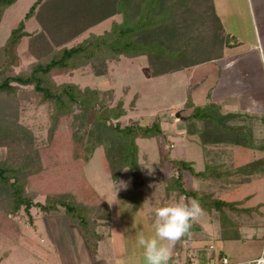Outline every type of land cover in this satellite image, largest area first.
Here are the masks:
<instances>
[{
	"label": "trees",
	"instance_id": "obj_1",
	"mask_svg": "<svg viewBox=\"0 0 264 264\" xmlns=\"http://www.w3.org/2000/svg\"><path fill=\"white\" fill-rule=\"evenodd\" d=\"M15 1L0 0V17L3 10ZM116 14L121 19L111 21L108 30L100 34L90 33L82 40L73 42L90 27ZM31 16L38 24L36 33L24 29V21ZM218 22L212 0H35L0 46V115L6 107V99L12 96L16 98L15 107L18 110L25 88L28 100L33 97L35 103L50 106L53 117L65 116L70 109L77 107L83 115L78 128L84 126L82 122L87 124L82 135L77 134V127L71 131L72 135L84 140L79 156L86 159L95 147L103 145L105 166L111 181L115 182L121 171L127 168L132 187L140 188L141 163L137 158L136 139H151L162 134L159 120L155 118L144 125L127 122L121 126L118 119L125 114V109L121 100L109 105L111 90L80 88L73 82L56 83L54 77L70 75L83 68H86V74L100 76L106 73L108 62L121 57L144 56L150 77L189 68L208 60L210 27L218 25ZM23 38L28 41L27 46L34 60L15 71L14 68L19 66L17 46ZM229 38L225 36L226 45L230 44ZM188 97L186 92L184 106L190 108V112L182 118L181 130L197 137L203 169L195 171L191 162L168 157L166 161L175 168L176 175L165 177L162 174L158 184L162 187V200L178 201L180 196L196 198L210 218L217 217L220 238H238L236 229L240 226L235 223L234 215L248 208L238 207L235 199L226 201L215 197L211 186L219 182L222 189V180L228 174L234 180L236 174L242 175L240 182L230 186L249 183L253 177L262 175L264 134L261 137L263 144H256L258 147L245 133L240 138L234 131L233 138H228L230 128L224 120L222 125L216 122L220 115L219 105L206 102L196 106ZM20 115L13 113L4 120L3 129L0 127L1 137L3 130L7 133L15 129L18 138L24 139L29 135L18 120ZM233 144L250 148L253 158L243 166L229 162L227 168H223V148ZM5 146L3 144L0 154ZM18 171L23 174L18 175ZM184 171L196 180L195 188H187L183 184ZM24 172L21 166L0 165V190L4 191L3 199H0L2 237L14 242L19 241L20 237L22 239L13 217L19 219L20 211H23L29 220V209L35 206L42 217H62L68 226L75 227L93 255L99 236L97 227L106 226L109 222L106 201L77 173L64 178L62 182L52 181L58 189L46 190L41 203L33 201L40 189L38 185L36 189L31 188L34 176L24 175ZM163 204L166 205L165 202ZM175 254L177 252L169 261L174 259Z\"/></svg>",
	"mask_w": 264,
	"mask_h": 264
},
{
	"label": "rangeland",
	"instance_id": "obj_2",
	"mask_svg": "<svg viewBox=\"0 0 264 264\" xmlns=\"http://www.w3.org/2000/svg\"><path fill=\"white\" fill-rule=\"evenodd\" d=\"M34 1L16 0L3 10L0 17V46L9 31L23 18L24 13ZM229 1L233 7L235 4V11L239 10L240 12L244 26L243 31L245 32L244 39L247 40L246 37L249 33L246 29V22L248 23V21L244 18L246 0ZM224 3L225 0H215L218 12H224ZM222 16L221 20L223 24L225 23V27L229 25V30L238 28L239 25L235 21L236 17L231 11ZM120 19L119 14L108 17L81 33L73 42L82 40L90 33L100 34L110 28L111 21H120ZM231 24H233L232 27ZM24 29L30 33L37 32L38 24L33 16L24 21ZM230 39L234 40L231 37ZM27 43L26 38H23L17 46L19 66L14 68L15 71L24 68L34 60ZM106 68V73L100 76L86 74L84 71L86 68H83V70H76L70 75L55 76L54 81L56 83L73 82L80 88L111 90L109 105H114L116 101L121 100L122 107L125 109V114L118 119L121 126L127 122H137L144 125L151 123L155 118L159 120V128L162 134L151 139H136L137 158L141 163L140 180L142 186L139 189L131 188L132 178L127 168L121 171L116 183L111 181L105 166L103 145L95 147L86 159L79 156L80 147L84 140L75 134H71V131H74L76 127L78 128L79 119L83 117L77 107L70 109L65 116L53 117L50 106L35 103L33 97L32 100H28L26 88V92L21 93L22 102L18 110L15 107L16 98L14 96L6 99V107L3 109V114L0 115V127L2 126L3 129L4 120H7L13 113L16 115L21 113L18 120L27 129L29 135L23 139L18 138L16 129L7 133L3 130L4 135L2 137L0 135V150L3 144L6 146L3 148V153L0 154V165L21 166L25 170L24 175L34 176L31 188L38 185L41 193L35 194L33 201L39 203L44 201L46 190L58 189L53 186L52 181L62 182L64 178L70 177L72 174H80L87 185L100 196L106 198L114 215H116L114 225L117 223L118 229L114 231V235L119 237L120 234H123L124 250L132 255L135 253L142 254V249L138 248L136 244V234L141 231L146 235L152 233L151 221H146L144 218L155 219V209L164 206V202L166 204L171 202V199L160 201L162 187L158 185L162 174L165 177L176 175L175 168L166 159L168 157L182 158L191 162L195 171L203 169L202 153L197 137L185 134L184 131L178 133V129L175 127V121L180 119L175 117V113H178L179 116L187 113L184 106L186 92L189 96L188 100L196 106L206 102H212L216 105L222 103L223 109L219 110V116L229 114L223 119L225 125L230 128L228 138H233L234 131L240 138L245 133L249 140L256 142L254 143L255 147H258L259 145L256 144H263L261 137L264 134V89L257 84L248 90V93L254 96L252 99L259 103L257 108L261 112H257L249 108L246 109L244 104L241 108V104H237L238 99L235 100L232 97H224L223 100L213 99L209 86L215 83L217 71L211 63H203L194 67L191 78L194 83L198 84L194 90L186 89L190 78L184 72L150 77L144 56L121 57L117 61L108 62ZM242 95L243 101L249 98L246 97L247 94L244 95V92ZM189 112L190 108L188 109ZM82 124L84 126L78 128L79 131H77L79 135H82V131L87 129V124L85 122ZM231 146L223 153V156L228 153L224 159L222 158L225 162L221 160L223 168H227L226 165L229 164L226 161L233 160L234 165L243 166L253 158L251 157L253 151L250 148L242 147L240 144ZM17 174L22 175L23 173L18 171ZM252 179V182L250 181L243 190L248 192L252 190L254 192L253 197L252 194L248 193L246 203L243 200L238 205L236 204L238 207L248 208V211L234 215V217L236 216L235 223L242 226L241 228L249 227V230L246 231V239L226 244L219 236L220 227L217 217L210 218L206 212H203V215L193 222L190 236L182 238L180 242L176 243L173 250V253L177 252L174 256L175 261L186 264H207L212 256L215 259L211 258V260L217 261L218 256L216 255H225L228 262L232 263L236 259L243 260L245 257L256 256L259 253L257 251L260 250L263 241V237L261 241L259 240V232L262 231L264 236V177L260 175ZM182 181L187 188L196 187V180L186 171L183 172ZM144 183L149 184L148 186L151 188ZM237 188L238 185L229 187L233 190L231 198L235 200H237ZM148 189H151L150 193ZM211 189L214 190L215 197H222L219 182L213 184ZM157 192L160 194L155 197L158 200L154 202L157 205L153 209L154 212L145 213V207L148 208L152 205L149 197ZM3 196L4 191L0 190V199H3ZM225 199L227 200V198ZM29 213V220L23 211H20L19 219L13 217V220L16 227H21L22 232L30 240L36 242L38 246L33 244L31 247L29 243L26 246L18 241L14 243V241L2 237L3 234L1 233L0 264L102 263L93 260L78 230L68 226L62 217L44 218L35 206L29 209ZM199 255L202 256L201 260H205L200 262ZM104 258L111 261L109 249L108 259Z\"/></svg>",
	"mask_w": 264,
	"mask_h": 264
},
{
	"label": "crops",
	"instance_id": "obj_3",
	"mask_svg": "<svg viewBox=\"0 0 264 264\" xmlns=\"http://www.w3.org/2000/svg\"><path fill=\"white\" fill-rule=\"evenodd\" d=\"M212 6H213L215 15L218 16L219 24L210 28V47H209L208 60L202 63L195 64L189 68H184L183 70L175 71L171 74H176L178 72H184L188 74V77L190 79H189V83L186 89L194 90L198 85L196 82L194 83L193 79L191 78V74L194 72L193 70L194 67H197L203 63L205 64L211 63L212 67L216 69L217 71L215 83L209 86L213 99H218V98L222 99L224 97H232V98H235V100L238 99L237 104L238 105L241 104V108H243L242 105L244 104L246 109L249 108L250 110H253V111L256 110L257 112L258 111L261 112V110H258L257 108L259 103L256 102V100L252 99L254 96H251V94L248 93V90L250 87L257 85V84L261 85L260 87L264 89V0H246V5H244V7H246V10H245L246 15H244V18L245 20L248 21V23L246 22V29H248V33H249L248 36L246 37L248 38L247 40L244 39L245 32L243 31V27H244L243 20L240 17L239 10L235 11V4L233 7V4H230L229 0H225L224 12L222 11L218 12L216 8L215 0H212ZM230 11L232 12L233 16L236 17L235 21L239 25L237 29L231 28L229 30L230 26L226 25L227 27H225V23L223 24L221 20V18L223 17L222 15H224V13H229ZM249 22H250V25H249ZM233 24H231V27ZM239 29H240V32H238ZM226 35L228 37L234 38V40L229 38V43H230L229 45L225 44ZM243 92H244V95L247 94L246 97H249L246 101H243V98H242ZM258 101H259V98H258ZM219 107H220V110L223 109L222 103H220ZM188 109L189 108H186L187 113H188ZM187 113H185L183 116H180L179 117L180 119H178V121H175V127L178 129L177 130L178 133L179 131H182L181 130L182 125H183L182 118L185 115H187ZM230 147L232 146L228 145L227 148L226 147L223 148V152L225 153V151L229 149ZM227 154L228 153L224 154L223 159L225 158ZM226 162H233V160L226 161ZM237 166H241V165H237ZM232 176L234 177V174ZM235 176H236L235 177L236 179L234 180L231 177H229V174H228L227 177H225L226 179L222 180L221 199L227 198V200L225 199L226 201L234 200L233 198H231V194H233V190L229 189V187H230V184L240 182V178L242 175L236 174ZM261 176L264 177V171ZM250 180L252 182L253 179H250ZM116 182L117 180L114 183ZM144 185L148 186L149 184L144 183ZM236 185H238V188L236 191V199L238 203L242 202L243 200L246 203V201L248 200L247 197L249 196V194H252V197H253L254 192L252 190L251 192H248L247 190H243L244 187L249 185V183L236 184ZM131 188L134 189L133 187ZM148 190L150 193L151 189H148ZM157 196H159V194ZM155 197H156V194H152L151 197H149L152 205H150L148 208L145 207L146 209L145 213L154 212L153 209H155L157 206L154 204V202L158 200V199H155ZM160 198H161L160 201L162 202L163 201L162 197ZM102 199L106 201V198L104 196L102 197ZM108 207H109L108 225L97 227L96 232L99 234V236L96 240V247H95L94 254L92 255L91 252L89 251L93 260H96L98 262L101 261L103 264H143L142 254L135 253L132 255V254H128L129 252H126L124 250L125 249L124 242H123L124 239H122L123 234H120L119 237L114 235L115 233L114 231H117L118 229L117 228L118 224L116 223V225H114L116 215H114V212L112 211L109 204H108ZM144 219L146 221L148 220L151 221V223L153 224L154 219L150 220L147 217H145ZM241 227L242 226L237 227L236 229V231L239 234L238 238H227V239L221 238V239L224 240L226 244H229V242H237L239 240L246 239V234H247L246 231L249 230L248 229L249 227L248 228L247 227L241 228ZM19 228H20L21 236H22V239L20 237L18 241L19 243H21L22 245H26V246H28V243H29L31 247L33 244L34 246H38L36 242H34L33 240H30L29 237L26 236L22 232L21 227ZM262 237H263V233L261 231L259 232L260 241ZM24 238H27L28 240L24 241L23 240ZM108 249H109V257L111 261L110 260L107 261L104 258L106 257V259H108L107 258ZM258 252L259 250L257 251V253ZM216 256L219 257L220 255H216ZM253 257L255 256H248V257H245L243 260L236 259L234 262L229 263V264H239ZM201 258L202 256L199 255L200 262L205 260V259L201 260ZM211 258L213 260L215 259L214 256H212ZM171 261H169V264H171L170 263Z\"/></svg>",
	"mask_w": 264,
	"mask_h": 264
},
{
	"label": "clouds",
	"instance_id": "obj_4",
	"mask_svg": "<svg viewBox=\"0 0 264 264\" xmlns=\"http://www.w3.org/2000/svg\"><path fill=\"white\" fill-rule=\"evenodd\" d=\"M198 199L180 196L178 201L155 209L152 233L136 234L137 247L142 249L143 264H169L177 242L190 236L194 221L203 215ZM248 264H264V254Z\"/></svg>",
	"mask_w": 264,
	"mask_h": 264
},
{
	"label": "built area",
	"instance_id": "obj_5",
	"mask_svg": "<svg viewBox=\"0 0 264 264\" xmlns=\"http://www.w3.org/2000/svg\"><path fill=\"white\" fill-rule=\"evenodd\" d=\"M261 254H264V236H263V241H262V245H261V248L259 250V253L255 257L247 259V260H245V261H243V262H241L239 264H248V262L250 260L259 258V256ZM190 256H191V254H190ZM170 263L171 264H186L184 262L183 263H178L177 261H175V259H172V261ZM207 264H229V262H228V260H227V258L225 256H219L217 261H213V260L210 259Z\"/></svg>",
	"mask_w": 264,
	"mask_h": 264
},
{
	"label": "water",
	"instance_id": "obj_6",
	"mask_svg": "<svg viewBox=\"0 0 264 264\" xmlns=\"http://www.w3.org/2000/svg\"><path fill=\"white\" fill-rule=\"evenodd\" d=\"M226 116H229V114H225V115H222V116H219L217 118V123L222 125V120L226 117ZM175 117H180L178 113H175Z\"/></svg>",
	"mask_w": 264,
	"mask_h": 264
}]
</instances>
